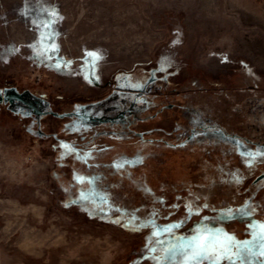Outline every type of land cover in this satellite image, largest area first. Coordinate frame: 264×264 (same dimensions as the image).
<instances>
[{
  "label": "rangeland",
  "instance_id": "rangeland-1",
  "mask_svg": "<svg viewBox=\"0 0 264 264\" xmlns=\"http://www.w3.org/2000/svg\"><path fill=\"white\" fill-rule=\"evenodd\" d=\"M191 89H264V0H0V264H155L204 225L252 240L264 183L224 210L168 187L187 141L221 184L264 175V142L225 135Z\"/></svg>",
  "mask_w": 264,
  "mask_h": 264
},
{
  "label": "trees",
  "instance_id": "trees-1",
  "mask_svg": "<svg viewBox=\"0 0 264 264\" xmlns=\"http://www.w3.org/2000/svg\"><path fill=\"white\" fill-rule=\"evenodd\" d=\"M238 100L242 102L238 103ZM186 104L195 111L207 113L229 137L241 138L251 143L264 142V89L194 90L189 93ZM237 123L244 132H250V135L238 133ZM213 146L211 144L208 148ZM201 147L195 142L187 141L176 156L179 162L177 167L174 163L165 166L177 177V183L168 187L188 192L186 196L176 199L177 203H191L195 211L206 207L224 210L242 205L264 183V176L259 178L260 174L242 189L231 182L221 184L217 168L203 162L205 154ZM121 198L126 201L129 199L125 196ZM175 208L164 207L160 211L170 214Z\"/></svg>",
  "mask_w": 264,
  "mask_h": 264
},
{
  "label": "snow or ice",
  "instance_id": "snow-or-ice-1",
  "mask_svg": "<svg viewBox=\"0 0 264 264\" xmlns=\"http://www.w3.org/2000/svg\"><path fill=\"white\" fill-rule=\"evenodd\" d=\"M53 47L52 51H55ZM88 56L98 59L96 53L89 52ZM62 147H66L62 145ZM264 154V153H262ZM116 167H123V164H116ZM191 214V206H186ZM241 211L242 215L247 213ZM174 227L170 225L162 229V232L171 233ZM252 240L236 241L235 237L220 233L217 229L204 226H197L192 229V235L177 238L178 243L170 244L163 248L164 255L156 258L153 257L155 264H172L176 261L177 256L183 257L178 264H221V261H227V264H252L249 257H264V224L258 226V230L250 233ZM158 236L159 233H153ZM157 243L163 244V241L157 240ZM235 248V251H233ZM156 249H150L155 251ZM259 264H264L260 260Z\"/></svg>",
  "mask_w": 264,
  "mask_h": 264
},
{
  "label": "flooded vegetation",
  "instance_id": "flooded-vegetation-1",
  "mask_svg": "<svg viewBox=\"0 0 264 264\" xmlns=\"http://www.w3.org/2000/svg\"><path fill=\"white\" fill-rule=\"evenodd\" d=\"M192 91L193 90L191 89V90H185V91L181 92V95L183 96L185 102L188 99L189 93ZM116 92L118 94V97L121 99L119 101L118 105L125 106V107H128L130 104L134 103L133 101L135 100V98L140 95V92H138V91H130V90L124 91V90H117L116 89ZM127 101H129L128 106H126ZM122 112H124V110H122ZM198 112H201V113H204L205 115H208L207 113L200 111V110H198Z\"/></svg>",
  "mask_w": 264,
  "mask_h": 264
},
{
  "label": "water",
  "instance_id": "water-1",
  "mask_svg": "<svg viewBox=\"0 0 264 264\" xmlns=\"http://www.w3.org/2000/svg\"><path fill=\"white\" fill-rule=\"evenodd\" d=\"M0 100H2V97L0 96ZM264 175H261L259 178H262Z\"/></svg>",
  "mask_w": 264,
  "mask_h": 264
}]
</instances>
